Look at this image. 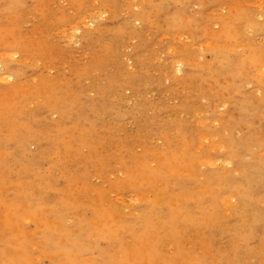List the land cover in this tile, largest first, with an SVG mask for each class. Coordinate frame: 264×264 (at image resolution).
<instances>
[{
	"label": "rangeland",
	"instance_id": "obj_1",
	"mask_svg": "<svg viewBox=\"0 0 264 264\" xmlns=\"http://www.w3.org/2000/svg\"><path fill=\"white\" fill-rule=\"evenodd\" d=\"M0 264H264V0H0Z\"/></svg>",
	"mask_w": 264,
	"mask_h": 264
}]
</instances>
